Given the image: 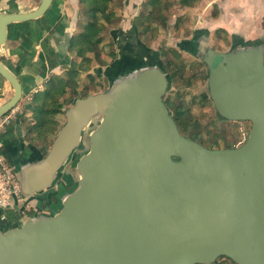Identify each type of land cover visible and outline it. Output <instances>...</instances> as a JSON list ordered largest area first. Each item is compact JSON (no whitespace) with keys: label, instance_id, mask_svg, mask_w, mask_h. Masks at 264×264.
<instances>
[{"label":"water","instance_id":"water-1","mask_svg":"<svg viewBox=\"0 0 264 264\" xmlns=\"http://www.w3.org/2000/svg\"><path fill=\"white\" fill-rule=\"evenodd\" d=\"M51 3L0 12V76L13 90L0 117L23 96L2 63L8 27L44 16ZM201 45L213 109L250 123L245 143L211 150L183 136L163 100L165 70L142 61L64 111L35 165L43 183L31 189L20 174L24 206L61 173L77 187L55 214L0 227V264H264V41L226 52Z\"/></svg>","mask_w":264,"mask_h":264},{"label":"crops","instance_id":"crops-1","mask_svg":"<svg viewBox=\"0 0 264 264\" xmlns=\"http://www.w3.org/2000/svg\"><path fill=\"white\" fill-rule=\"evenodd\" d=\"M39 2L40 0H0V12H30L37 8ZM142 2L143 0H126L125 14L123 13L120 22L122 30H118L117 35L111 36V40L117 49V52L114 53L118 56L130 57L136 54L135 51L128 53V55L122 54L121 49L126 46V40L131 39L126 32L128 27L132 28L131 31L128 30L129 35L137 33L135 31V14L140 10L148 12L149 8L144 6ZM211 2L216 3L213 0ZM76 4V0H52L51 6L44 16L33 21L12 23L7 30L2 63L19 80L23 89V96L14 108V118L8 126L0 131V155L15 167L18 179H20V174H24L23 176L31 189L39 188L40 184L43 183L44 176L35 168V165L47 155L58 130L65 122L64 111L72 104L69 93L65 94L58 103L61 107L54 117L56 125L48 128L44 122L39 121L38 110L41 104L37 98L35 102V96L45 90L48 82L66 79L72 64L79 63L81 60L69 50L70 40L76 34H74V27L70 24ZM226 4H228V0H225V4L221 5L223 8L220 7V16L224 15ZM218 28L227 31L226 25L218 26L216 29ZM260 30L264 35L263 30ZM256 36L260 37L257 34ZM127 50L129 49L126 47L125 52ZM97 52L102 62L105 58L101 57L98 48ZM86 56L92 60L91 72H80L78 84H83L85 82L84 77L89 73H95V75L98 74L106 78L107 75L104 77L99 72L100 69H95L96 65L93 63L96 60L93 54L89 53ZM88 94L96 93L91 91ZM12 96V88L0 76V107L7 103ZM68 168L67 171H69ZM59 179L60 177L51 184L49 189L42 190L39 194H32V199L21 211L0 210V227L7 229V225H9L7 221L8 212L22 214L21 223L27 218L42 213L51 214V205L58 203L57 196L52 195L54 187L59 189L61 185L62 188L65 185ZM31 215L33 216L31 217Z\"/></svg>","mask_w":264,"mask_h":264},{"label":"rangeland","instance_id":"rangeland-1","mask_svg":"<svg viewBox=\"0 0 264 264\" xmlns=\"http://www.w3.org/2000/svg\"><path fill=\"white\" fill-rule=\"evenodd\" d=\"M213 1L216 3L213 4L211 0H198L194 7L186 8L180 5L179 0H162L161 9L163 11H160L154 18H149V20L145 19L146 11H138L135 14V31L137 33L129 35L128 30L131 31L132 28L128 27L126 32L131 39L126 40V46L121 50L123 51L122 54L127 55L135 51L137 56L141 55L147 61L148 59L163 60V66L166 67L168 74L172 75V82L164 100L181 104L183 109L188 111V119L198 123L203 145L207 148L216 149L217 146H213L215 140H218L220 144L222 143L221 136L231 128V123L219 120L215 115L212 103L208 100L202 101V96L207 93L206 69L197 58H192L185 52L187 50L183 43L197 36L196 39L200 41L205 39L206 44L213 50L226 52L236 46L238 41H250L252 37L264 40V35L260 30L261 18L264 16V0H228V4L224 6L225 13L223 16H220V7L225 4V0ZM76 2L75 12L70 23L74 27V34L82 29L89 19L85 14L86 6L80 0H76ZM144 2L147 0H143L142 4ZM165 4H168V7ZM125 5L126 0H112L109 4L110 10L116 14L117 20L106 25L100 34L102 41L98 45V51L101 57L105 58V61L103 60L105 64L101 66L96 63L97 61L93 63L96 65L95 69H100L99 72L103 76H106L107 66L111 62L109 54L117 52L111 36L117 35V31L122 30L120 22ZM146 7L149 8L148 11L152 10L150 6ZM215 12L218 13L216 17ZM224 25L227 27L226 34L217 33L216 28ZM126 47L129 50L125 52ZM172 50L178 52V58L172 56ZM155 57H159V60ZM89 71L91 72V69ZM89 74L92 77L97 75L95 73ZM84 79L83 84H78L76 97H80L84 93L82 90L88 78L84 77ZM98 84L97 86L95 84L89 86V93L91 91L99 93L108 87V83L103 77L98 81ZM246 125L249 131L250 123ZM68 170L73 171L76 176L73 166L69 167ZM70 180V175L66 174H61L59 179L62 184L68 187H70ZM76 187L77 184L71 190L64 191L61 185L57 192L58 195H56L58 203L51 205V214L58 212L61 207V199L72 193ZM9 213L11 214V212ZM218 261L219 264H233L224 258Z\"/></svg>","mask_w":264,"mask_h":264},{"label":"trees","instance_id":"trees-1","mask_svg":"<svg viewBox=\"0 0 264 264\" xmlns=\"http://www.w3.org/2000/svg\"><path fill=\"white\" fill-rule=\"evenodd\" d=\"M111 1L112 0H80V2L84 4L87 8L85 14L88 16L89 19L86 24L82 27V30L72 36L70 40L69 50L71 52H74L75 56L77 58H81V60L79 63L72 64V67H70L71 69L67 72L66 79H56L55 81L48 82L46 84L45 90L35 96V102L37 98V101L39 100L41 104L38 110V113H40L38 115V117L40 118L39 121L44 122L48 128H52L56 125L54 117L57 112H59V107H61V105H59L58 103L59 100L65 96V94L69 93L70 97H73V99L70 101V103H73L76 98H82L88 95L90 91L89 86H93V84L97 86L100 84H98V81L101 79L100 75L97 74L96 76L92 77L90 74H88L86 76V78H88L87 83H85V87L82 90V92L84 93H82L80 97H76L79 78L78 75L80 72L89 71L91 67L92 60L86 55L92 53L97 63H99L101 66L105 64L99 59L97 48L102 41L100 34L105 29V26L108 24H112V22L117 20L116 14L111 11L109 7ZM197 1L198 0H179V3L183 7L191 8L194 7ZM161 3L162 0H147V2L144 3V6H150V8H152L151 11H148L146 12V14H144L146 20H149V18H154V16H157L160 11H163V9H161ZM166 5L168 7V4H165V6ZM214 15L216 17L218 16V13L215 12ZM261 19V29L264 32V16ZM146 29H149V27H146ZM216 32H223L226 34V31L223 28L216 29ZM196 38L197 36L193 37L192 40L185 41L183 43V46H185L186 49H192L195 46ZM263 41L264 40L262 39L253 38L250 41H238L237 44L238 46L243 44L253 45ZM171 54L175 58L179 57L178 52L175 50H172ZM109 55L111 57V62L110 65L107 66L108 68L106 70L107 77L105 78V80L107 83L108 80H111L113 76L122 74L124 71L127 70H132L133 68L140 65L142 61H152L159 64L158 66H161L163 69H166V67L163 66V60H159V57H155L159 61H155L154 59H148L147 61V59H143L141 55L137 56V54L128 57L118 56L114 52H111ZM207 100L210 101V98L208 96V93H205L202 96V101ZM166 104L169 106V109L172 110L174 113L173 120L179 132L188 139L195 141L199 144H203L199 131V125L196 121L188 119V111L183 109L181 104H177L174 101H167ZM69 182L70 187H68L67 185H63L64 188L62 189L64 191H69L76 186V182L72 179V177ZM32 216L33 215H31V217ZM21 219L22 214H19L17 212L16 214H7V221L9 223V225H7V228H9L10 226L14 227L20 225ZM215 264H219V261H217Z\"/></svg>","mask_w":264,"mask_h":264},{"label":"built area","instance_id":"built-area-1","mask_svg":"<svg viewBox=\"0 0 264 264\" xmlns=\"http://www.w3.org/2000/svg\"><path fill=\"white\" fill-rule=\"evenodd\" d=\"M15 108V107H14ZM0 117V131L8 126L14 118L15 109ZM28 197L21 192L20 181L15 167L0 155V210H20Z\"/></svg>","mask_w":264,"mask_h":264},{"label":"flooded vegetation","instance_id":"flooded-vegetation-1","mask_svg":"<svg viewBox=\"0 0 264 264\" xmlns=\"http://www.w3.org/2000/svg\"><path fill=\"white\" fill-rule=\"evenodd\" d=\"M193 38H191L192 40ZM195 46L192 49H186L187 51H185L190 57L192 58H197L201 63H203L202 61V54L200 53V48L202 47L201 45V41L199 39H195ZM194 41V40H193ZM238 44L234 47H232V49L235 47H237ZM210 48L207 44L205 47V52H207ZM216 51V50H215ZM218 52H224V51H218ZM203 65L205 66L206 69V75L208 73V69L206 67V65L203 63ZM166 72V75L169 78V87L171 85L172 82V78H171V74H168V72L166 71V69H164ZM207 79V78H206ZM168 87V89H169ZM167 89V91H168ZM167 93V92H166ZM166 95V94H165ZM165 97V96H164ZM165 99V98H164ZM163 99V100H164ZM202 99V98H201ZM167 101L169 100H164L165 105L167 107V110L170 112L172 118L174 117V114L172 113V110L169 109V106L166 104ZM211 102V100H210ZM212 103V102H211ZM215 115L217 116V118L219 120H222L223 122H230L231 123V128H229V130H227V132H224L221 136L222 139V143L220 144L218 140H215L213 146H217V150L219 149H233L236 147L241 146L242 144L245 143L246 139H247V135H248V127H247V123L249 122H241V121H229V120H225L221 117H219L217 115V113L215 112ZM217 144V145H216ZM203 147L207 148L206 146H204L203 144H201ZM207 149H213L212 148H207Z\"/></svg>","mask_w":264,"mask_h":264}]
</instances>
